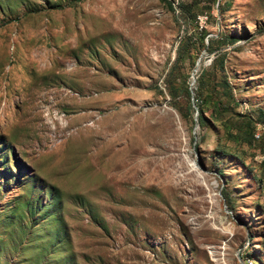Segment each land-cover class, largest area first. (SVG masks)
<instances>
[{
    "label": "rangeland",
    "instance_id": "rangeland-1",
    "mask_svg": "<svg viewBox=\"0 0 264 264\" xmlns=\"http://www.w3.org/2000/svg\"><path fill=\"white\" fill-rule=\"evenodd\" d=\"M203 70L264 111V0H0V264H264V125H196Z\"/></svg>",
    "mask_w": 264,
    "mask_h": 264
},
{
    "label": "trees",
    "instance_id": "trees-1",
    "mask_svg": "<svg viewBox=\"0 0 264 264\" xmlns=\"http://www.w3.org/2000/svg\"><path fill=\"white\" fill-rule=\"evenodd\" d=\"M210 1H217V0H208ZM169 7L172 9V5L169 2ZM221 8V6H220ZM185 15V19L191 21V19H194L196 17L195 13H191V11L188 8L184 7V10L182 11ZM197 32L191 36H184L182 39L178 49H177V55L174 61V65L171 68L168 76H167V83L169 86V95L172 99H175L177 94L184 93L187 98H190V91L187 86L184 85V82H177V76L174 75L175 71L178 70V65L181 63L186 55L191 56L192 50L190 47H187L189 44V41L191 39H195V41H198L199 44L204 47V40L207 36V32L204 29L196 30ZM225 37L223 35H219L216 39H209V43L212 44L213 41H222ZM227 38V37H226ZM234 41L233 39H230L229 42ZM197 90H198V102L196 103L197 110L199 112L198 115V124L202 127L207 121L204 117V111L205 109H211L212 111V124L215 126L216 123L219 124V127H221L224 131V135L227 136L229 139L235 141L237 139V142H244L247 144H251L256 138H254V130H255V124L259 123L261 125H264V111L258 110V116L256 119H253L251 115L249 114H240L238 112H235V110L232 107L233 103L236 105V101L233 98L231 94V88L229 83L226 80H223L221 82L220 87L222 90H217L215 87L210 88L209 85H211L209 80V75L203 70L198 79H197ZM204 90H210L211 93L206 92L204 93ZM223 99H225V102H223ZM229 102V103H228ZM196 147V146H195ZM216 154L220 157L226 156L228 154L227 150L221 147L216 148ZM235 158L238 160V162L242 163V160L239 159L237 156ZM220 176L221 172L219 173ZM51 194V193H50ZM226 202L230 200L229 193L224 194Z\"/></svg>",
    "mask_w": 264,
    "mask_h": 264
},
{
    "label": "water",
    "instance_id": "water-1",
    "mask_svg": "<svg viewBox=\"0 0 264 264\" xmlns=\"http://www.w3.org/2000/svg\"><path fill=\"white\" fill-rule=\"evenodd\" d=\"M194 82V80H193ZM192 94V93H191ZM198 116V114L196 115V117ZM195 124L197 125L198 124V119H195Z\"/></svg>",
    "mask_w": 264,
    "mask_h": 264
},
{
    "label": "built area",
    "instance_id": "built-area-1",
    "mask_svg": "<svg viewBox=\"0 0 264 264\" xmlns=\"http://www.w3.org/2000/svg\"><path fill=\"white\" fill-rule=\"evenodd\" d=\"M255 138H256V133H255ZM256 139H258V138H256Z\"/></svg>",
    "mask_w": 264,
    "mask_h": 264
},
{
    "label": "bare ground",
    "instance_id": "bare-ground-1",
    "mask_svg": "<svg viewBox=\"0 0 264 264\" xmlns=\"http://www.w3.org/2000/svg\"><path fill=\"white\" fill-rule=\"evenodd\" d=\"M257 138V137H256Z\"/></svg>",
    "mask_w": 264,
    "mask_h": 264
}]
</instances>
